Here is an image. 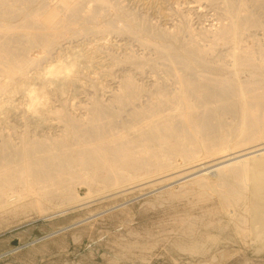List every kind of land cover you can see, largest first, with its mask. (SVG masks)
<instances>
[{
  "label": "bare ground",
  "instance_id": "obj_1",
  "mask_svg": "<svg viewBox=\"0 0 264 264\" xmlns=\"http://www.w3.org/2000/svg\"><path fill=\"white\" fill-rule=\"evenodd\" d=\"M119 2L0 0V214L79 206L85 196L78 184L87 185V197L102 199L148 181L158 188L178 181L200 201L217 195L235 239L264 251V0H206L216 10V27L193 28L183 14L173 29ZM112 34L133 38L150 55L115 54L103 40ZM89 37L103 41L82 57L91 62L103 54L111 63L105 74L122 73L103 89L109 95L95 92L77 113L68 107V93L87 89L78 56L71 71L65 60L67 66L40 67L67 44ZM35 50L44 57H32ZM148 67L163 73H150L146 81ZM35 78L38 86H31ZM91 84L97 91L102 83ZM19 93L29 107L20 111L18 126L10 113ZM196 245L189 252L205 251Z\"/></svg>",
  "mask_w": 264,
  "mask_h": 264
},
{
  "label": "rangeland",
  "instance_id": "obj_2",
  "mask_svg": "<svg viewBox=\"0 0 264 264\" xmlns=\"http://www.w3.org/2000/svg\"><path fill=\"white\" fill-rule=\"evenodd\" d=\"M117 1H120L119 3L123 4L124 7L126 6L127 10L134 11V13L140 16H145L147 21L150 19L149 22L152 24L157 23L156 25L160 28L167 27L168 29H173L176 24L185 19L183 14L188 20L185 21L189 25L192 23L191 27L193 28H211L212 23H214V27L218 25L217 21L219 23L218 18L214 17L215 14H217L216 10L206 5V0H163V2L161 0L162 4L160 8L155 7L152 3L150 4V2L148 3V0ZM117 18L120 19L119 21L117 20V22L121 23V17L117 16L116 19ZM258 36V38L263 39L261 34H258ZM105 39H107L106 42L108 43L109 50L117 55H122L127 51L134 52L137 55L145 53L150 55V53H148V51L146 52L142 46H139L140 44L133 38L112 34L105 36L103 40L105 41ZM101 40L89 37L73 42V44H69V46L67 44V47L61 51L60 55L58 54L59 56L55 55L46 62L43 60L42 66L40 67L42 68L40 69L42 72L43 67L45 66V69L50 64H62L67 66L63 64L64 60L65 63L67 62L68 67H70L69 64L73 63V57L76 58L78 56L76 59H79L76 61H78L79 64L76 63V65L72 66H74L75 69L77 64L79 67L82 65L81 68L85 77L84 79L82 78V84L87 86H84V88L87 89L78 88V91H70L68 93V107H71L70 109L77 113L83 111V108L79 109V105L82 107L87 103L89 101V96H92L95 92H97L96 94H100L99 96H101V94L109 95V91H103V89H110L113 85L112 79L122 73L121 69L116 68L113 71L115 74L114 78H112L113 74L112 77L105 74V70H107L109 66L111 67V63L103 54H97V57L91 62L82 57V54L91 52L92 48ZM35 51L32 52V57L35 55V57H44L43 52L40 50ZM78 51H80V54H78ZM72 66L68 70H74ZM148 68L145 69V73H149L148 75L146 74V78L144 77L146 81L149 80V75L152 73H163V70L160 71V69L157 68L154 70L151 67ZM85 74L88 76H85ZM144 78H142V81L145 80ZM34 80L31 86H38L39 80L37 78ZM90 80H97L99 85L102 83V86H100L103 88L101 89L99 86L98 90L95 91L96 88H92V81ZM90 88H92V90ZM22 95V93L17 94L13 100L14 104L16 103V105H13L18 106L10 113V118L12 117L11 122L15 125L19 124L20 116L18 115H20V111L23 108L27 110L29 107L27 97ZM55 102L59 104L58 101ZM81 104L83 105L81 106ZM53 118H55V116H53ZM52 120H54V122L58 121L57 118ZM54 124L57 125V122ZM176 161L177 164L179 163L178 166L183 165L182 160L179 161V159H177ZM181 166L178 168H184ZM154 181L155 180L140 184V187L136 185L129 188L130 191L128 189L126 193H118L116 196L111 195L109 197H102L101 199L99 194V198L96 199L98 195L96 194V200L93 199V197L91 198V196L87 197L88 188L85 187L87 185L83 186L82 184H78L80 186L77 185L78 193L80 196H85L86 203H82V206L72 207L70 204H59L58 208L53 207V209H47V212H44L45 214L35 209L36 212L33 209L30 211V209L26 210L24 208H21L24 211L19 208V213L17 210V212H15V210L12 211L13 215L9 214L10 211H7L9 215H7L6 211L2 212L0 214V264H264V253H262L264 251H259L258 253V250L254 248L246 249L243 243L236 240L238 238L235 235L233 221L230 223V219H228L230 216L228 213L221 210V205L217 203L219 202L220 204L217 195L213 196L215 194H212L213 197H211L210 194L207 196V199L205 197L206 200L203 198L205 203L203 200L200 201L201 199L193 194V191L189 192L190 187L189 185L187 186V184L185 185V183L180 184L178 181H174L168 183L169 185L165 184L161 188H158L160 185L154 186ZM145 184L148 185L145 187ZM149 184H151V186ZM152 185L155 187L154 189ZM182 191H185L183 192L184 194H182ZM169 192L173 193V195L170 194L173 197L179 196V192L181 196L170 198ZM187 192L188 194L195 195V197L191 195H188V197L187 194L185 195ZM155 198H157V200ZM211 201L216 202L212 203ZM217 205L219 207H217ZM209 210H212V213ZM40 213L43 214L41 215ZM214 213L216 214L214 215ZM2 214L3 218L1 216ZM4 214H6V216H4ZM223 215H226L225 218ZM198 219L201 220L199 221ZM219 219L223 221L220 220V222H218ZM204 222H206V224ZM211 222L212 224H210ZM231 225L233 227H231ZM179 228H181V230ZM162 233H166L165 236ZM212 234L221 241L214 242L211 238ZM185 235L187 236L184 237ZM209 235H211V237ZM209 237L213 242L208 240L207 243ZM195 242L199 245H196ZM193 244L198 247L201 245V247L205 249V251L202 249L205 253L195 254L189 252V250L194 247ZM204 245L206 248L203 247ZM187 248L188 250H186Z\"/></svg>",
  "mask_w": 264,
  "mask_h": 264
}]
</instances>
